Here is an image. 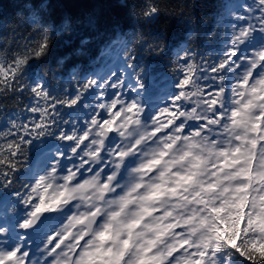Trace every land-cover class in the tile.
<instances>
[{"label": "snow or ice", "instance_id": "6c2138e0", "mask_svg": "<svg viewBox=\"0 0 264 264\" xmlns=\"http://www.w3.org/2000/svg\"><path fill=\"white\" fill-rule=\"evenodd\" d=\"M220 22L217 59L181 49L162 104L151 64L127 63L134 82L93 71L56 92L33 63L48 28L17 50L0 43V96L28 92L38 114L0 124V264H264V0ZM90 90L83 121L63 120ZM58 118L72 127L54 129ZM46 137L65 150L50 153ZM30 151L38 163L21 173Z\"/></svg>", "mask_w": 264, "mask_h": 264}, {"label": "trees", "instance_id": "16d2710c", "mask_svg": "<svg viewBox=\"0 0 264 264\" xmlns=\"http://www.w3.org/2000/svg\"><path fill=\"white\" fill-rule=\"evenodd\" d=\"M226 0H0V43L17 50L18 45L38 38L44 28L50 30L52 37L46 59L34 61L55 84V89H68L70 83L63 81L65 73L75 68L78 73L89 70L101 58V51L110 43L116 32L126 35V41L132 43L128 33L135 39L143 37V43L136 45L137 63L151 64L157 78L173 77L172 68L179 52L180 44L195 53L197 62L212 63L211 53L206 51L207 44L222 39L226 33L221 17L227 15ZM49 5L47 9H28L26 4ZM148 5L158 7L159 13L154 19L141 22L137 15ZM40 21H45L42 26ZM80 24L76 25L75 22ZM91 21V23H89ZM67 22L70 30H63ZM54 29V30H53ZM11 42V43H8ZM163 42L164 53L158 54L147 48ZM191 49V50H190ZM63 60V64L60 61ZM141 65L140 67H142ZM139 67V70H140ZM138 70V67L136 69ZM156 89L154 85L151 92ZM12 93L0 96V119H7L11 110L19 109ZM17 106V107H16ZM29 153H27L28 155ZM26 164L22 158L20 171ZM18 183L24 182L19 178Z\"/></svg>", "mask_w": 264, "mask_h": 264}, {"label": "clouds", "instance_id": "9594fccd", "mask_svg": "<svg viewBox=\"0 0 264 264\" xmlns=\"http://www.w3.org/2000/svg\"><path fill=\"white\" fill-rule=\"evenodd\" d=\"M25 7L28 9H35L38 11L39 9H47L49 7V5L44 4V3H40V4H31L30 3V4H26ZM131 15L135 16L136 19L141 21V22H147V21L154 19L153 17H144L143 12L140 13L139 15H137L136 12H133V13H131ZM40 23L42 26H45V21H40ZM75 24L79 25L80 22L76 21ZM128 35H129L130 39L132 40V43L131 44L126 43L124 49H122L123 51H125V53L132 51L136 45L143 43V37H141L140 39H135V37L133 36L131 31L128 33ZM149 45H152V44H149ZM149 45H147V48L145 49L146 51L149 49Z\"/></svg>", "mask_w": 264, "mask_h": 264}, {"label": "rangeland", "instance_id": "374dc122", "mask_svg": "<svg viewBox=\"0 0 264 264\" xmlns=\"http://www.w3.org/2000/svg\"><path fill=\"white\" fill-rule=\"evenodd\" d=\"M249 2H251V0H249ZM242 3H244V2H241L240 4H242ZM238 4V2L235 4V5H237ZM235 5L234 6H230L231 7V9L233 8V7H235ZM118 65H121V64H117V65H115V67L113 68V70L116 72V74L120 77L121 75H124L125 76V80L127 81V78H126V72H124V69L122 68H119L118 67ZM127 83V82H126ZM167 92H163L162 94H164L163 96H157L156 97V99L154 100V102H153V104H159V103H164V102H166L165 101V94H166ZM126 94H130V93H128V92H126Z\"/></svg>", "mask_w": 264, "mask_h": 264}]
</instances>
